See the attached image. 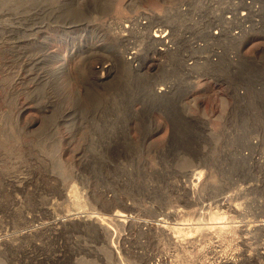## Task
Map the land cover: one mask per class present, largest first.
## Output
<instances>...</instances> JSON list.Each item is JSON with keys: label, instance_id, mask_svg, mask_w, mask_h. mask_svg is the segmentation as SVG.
Segmentation results:
<instances>
[{"label": "rangeland", "instance_id": "1", "mask_svg": "<svg viewBox=\"0 0 264 264\" xmlns=\"http://www.w3.org/2000/svg\"><path fill=\"white\" fill-rule=\"evenodd\" d=\"M49 206L129 216L109 237L43 228ZM210 249L264 263V0H0V264H215Z\"/></svg>", "mask_w": 264, "mask_h": 264}, {"label": "bare ground", "instance_id": "2", "mask_svg": "<svg viewBox=\"0 0 264 264\" xmlns=\"http://www.w3.org/2000/svg\"><path fill=\"white\" fill-rule=\"evenodd\" d=\"M235 13V12H234ZM244 14V13H243ZM246 17V16H245ZM244 17V18H245ZM238 17L236 16V19H237ZM242 18V17H241ZM230 19H231V17H230ZM229 19V20H230ZM233 19V18H232ZM235 19V20H236ZM238 20V19H237ZM228 21V20H227ZM232 21V20H231ZM234 21V20H233ZM229 22V21H228ZM235 22V21H234ZM233 22V24H235ZM239 22H240V19H239ZM147 23V22H146ZM146 23H144V25L146 24ZM236 23H238V22H236ZM241 23V22H240ZM240 23H239V25H240ZM243 23V22H242ZM241 23V24H242ZM231 24V23H230ZM228 27V26H227ZM236 27H238V26H236ZM233 28V27H232ZM239 28V27H238ZM244 28V27H243ZM242 28V29H243ZM242 29H240V30H242ZM158 30V29H157ZM229 31L231 30V29H228ZM227 30V31H228ZM234 30V29H233ZM156 32V31H155ZM217 32V31H216ZM232 32V31H231ZM234 32V31H233ZM232 32V33H233ZM240 32V31H239ZM225 33H228V32H225ZM234 33H236V30H235V32ZM233 33V34H234ZM240 33H243V32H240ZM155 34V33H154ZM237 34H238V32H237ZM244 34V33H243ZM225 35V34H224ZM223 34H222V36H224ZM232 35V34H231ZM230 35V36H231ZM165 35H162V31L160 32V31H158L156 34H155V38H157L156 40H161L163 37H164ZM168 36V35H167ZM244 36V35H243ZM234 37V36H233ZM232 37V38H233ZM217 38V37H216ZM220 38H222L221 37V35H220ZM230 38V37H229ZM236 40H238L237 38H235ZM244 39H246V38H244ZM159 40V41H160ZM232 41H233V39H231ZM240 40V39H239ZM238 40V41H239ZM163 41V40H162ZM237 41V42H238ZM245 41V40H244ZM243 41V42H244ZM161 42V41H160ZM169 43V42H168ZM168 43H166V44H168ZM165 44V45H166ZM164 49H165V47H164ZM135 52V51H134ZM132 53V52H131ZM136 53V52H135ZM134 53V54H135ZM131 55H133V54H131ZM130 57V56H129ZM133 57V56H132ZM135 59V58H134ZM131 60V59H130ZM104 68V67H103ZM97 72V71H96ZM159 92H164V91H166V87H163V86H161L160 88H159V90H158ZM203 171L204 170H198V173L199 174H202L203 173ZM198 173H196V174H198ZM206 173V172H205ZM205 173H203V176H204V174ZM207 175V174H206ZM194 187H195V185H194ZM192 188V187H191ZM193 189V188H192ZM224 201V200H223ZM222 201V202H223ZM193 202V201H192ZM191 202V203H192ZM227 202V201H226ZM219 203V205L220 204H224V205H226V204H228L229 205V207H230V204L229 203ZM218 205V204H217ZM224 205H222V206H224ZM41 206H42V204H41ZM115 207H117L116 205H110V207H105V210H107V211H111V213H112V211L113 210H115ZM41 208H44L43 206L41 207ZM52 207H47V211H49L50 212V218H51V220H49V221H47V222H43V221H40V224L39 225H42V227L43 228H45V227H47V228H53V226L56 228V227H58L59 225H64V224H66V223H73V224H75V223H78L80 226L81 225H87V224H91V225H96V226H98V227H100L101 228V230H103V231H105L107 234H108V236L109 235H112L111 233H110V229H111V226H110V224H112L113 222L115 223V221H118V222H120V220L121 221H123V222H127V219L126 218H123V219H120V217L121 216H123V217H127V216H129V214H127V213H125V212H121V210L119 211V210H116V212L115 213H113V214H110V216H103L101 213H99V214H96V212L95 213H89V212H87V211H81V210H74V211H70V212H68L67 214H66V216L65 217H58V216H56V213H55V211H53V209H51ZM125 208H128L129 209V206L128 205H126V207ZM232 209H234L236 212H239L240 211V209H239V207L238 206H233V208ZM83 212H85V213H83ZM101 214V215H100ZM29 217V220L30 221H32V220H35V221H39L40 219H41V217L40 216H38V215H30V216H28ZM199 222V221H198ZM113 223V224H114ZM181 223V222H180ZM217 223V222H216ZM184 224V223H183ZM114 226V225H113ZM176 226V225H175ZM180 226V225H179ZM206 226H207V224H206ZM162 229H165V231H167V233L168 232H170V231H173V229L175 228V227H173V226H169V225H162ZM187 227V226H186ZM186 227H183V229L184 228H186ZM242 226H240L239 227V229L241 228ZM177 228V227H176ZM181 228V227H180ZM179 228V229H180ZM200 228V227H199ZM198 228V229H199ZM204 228V227H203ZM203 228H202V230H203ZM224 228H225V226H223V225H217V224H214V225H212L211 224V226H207V227H205L204 228V230H205V232H206V234H207V236H209V235H211V236H213V237H210V238H214V235H220L223 231H224ZM113 229V228H112ZM178 229V230H179ZM182 229V228H181ZM239 229H237V230H239ZM253 229V226L252 225H250V226H244V229L242 228V232H243V230L245 231H250V230H252ZM114 230V229H113ZM157 230V229H156ZM203 230V231H204ZM230 230V229H229ZM229 230H228V232H229ZM163 231V230H162ZM198 231V230H197ZM112 232V231H111ZM158 232V231H157ZM157 232L155 231V233L157 234ZM160 232V231H159ZM175 232H177L176 230H175ZM181 232H182V230H181ZM231 232H232V230H231ZM231 232H229V233H231ZM113 233V232H112ZM115 233V232H114ZM153 232H151V234H152ZM162 233V232H161ZM184 233V232H183ZM186 233V232H185ZM198 233V232H197ZM204 233V232H203ZM203 233H202V239H206V238H203ZM224 233H226V231L224 232ZM164 234V233H163ZM169 235H170V233H168ZM175 234H178V233H175ZM153 235V234H152ZM151 235V236H152ZM165 235V234H164ZM179 235V234H178ZM182 235H185V234H182ZM222 235V234H221ZM226 235V234H225ZM231 235V234H230ZM160 236V235H159ZM206 236V237H207ZM109 237H111V236H109ZM116 237V236H115ZM114 237V238H115ZM153 237V236H152ZM166 237V236H165ZM171 237L173 238L174 237V235L173 236H171L170 235V240L172 241V243H175V244H177V243H179L180 242V239H177V240H174V238H173V240L171 239ZM178 236H175V239L177 238ZM179 237H180V235H179ZM185 237H186V235H185ZM185 237H183V238H185ZM195 237V236H194ZM220 237H225L224 236V234H223V236H220ZM154 238V237H153ZM167 238V237H166ZM187 238V237H186ZM191 238V237H190ZM209 238V237H208ZM158 239V238H157ZM194 239V238H193ZM152 240V239H151ZM184 240V239H183ZM186 240H188V239H186ZM199 240V239H198ZM198 240H197V244L198 243H200V241L198 242ZM156 241V240H155ZM158 241V240H157ZM156 241V242H157ZM161 241V240H160ZM159 241V242H160ZM181 241H182V239H181ZM189 241H190V239H189ZM193 241H196V240H193ZM204 241V240H203ZM202 241V242H203ZM153 242V241H152ZM159 242H157V244H159ZM165 242V241H164ZM168 242V241H167ZM166 242V243H167ZM184 242V241H183ZM183 242H182V244H183ZM188 242V241H187ZM201 242V243H202ZM191 242H189V244H190ZM196 243V242H195ZM153 244V243H152ZM160 244H161V242H160ZM171 244V243H170ZM187 244V243H186ZM114 245V244H113ZM154 245H156V244H154ZM154 245H152V246H154ZM167 245V244H166ZM165 245V246H166ZM179 245H181V244H179ZM184 245V244H183ZM183 245H181V246H183ZM194 245V244H193ZM199 245V244H198ZM157 246L158 245H156L155 247L157 248ZM160 246V245H159ZM187 246V245H186ZM162 247V246H161ZM174 247H175V245H174ZM190 247V246H189ZM159 248V247H158ZM163 248H164V245H163ZM187 247H185V249H186ZM117 249V248H116ZM153 249H154V247H153ZM165 249V248H164ZM153 251V250H152ZM162 251V250H161ZM161 251H159V253L161 252ZM158 252V251H157ZM156 252V253H157ZM209 252H210V254H212V256H210V258L212 257V259H214V260H218V262L216 261V263H218V264H225V262L227 261L226 259L224 260V259H221V257H219L218 255H217V252H216V250L215 249H210L209 250ZM153 253H154V251H153ZM245 252H240V255H243ZM155 254V253H154ZM153 255V254H152ZM158 255V254H157ZM160 255V254H159ZM164 255V254H163ZM163 255L160 257V262H158V263H156V262H154L153 260H151V261H153V263L152 262H150V264H170V262L168 261V259H170V258H165L164 257V259H162V257H163ZM119 256H121V255H119ZM118 256V258H120ZM168 257H169V255H167ZM239 256V255H238ZM245 256V255H244ZM241 257V256H240ZM243 257V256H242ZM252 257V256H251ZM264 257V256H263ZM157 258V257H156ZM249 258V257H248ZM247 258V259H248ZM257 258H259V257H257ZM151 259V258H150ZM229 259V258H228ZM237 259V258H236ZM242 259V258H241ZM246 259V260H247ZM255 259V258H254ZM162 260H163V262H162ZM233 260H234V258H233ZM239 260V259H238ZM249 260V259H248ZM247 260V261H248ZM252 260V259H251ZM257 260V259H256ZM229 261V260H228ZM232 261V260H231ZM237 261V260H236ZM253 261V260H252ZM255 261V260H254ZM261 261V260H260ZM260 261H258V262H260ZM230 262V261H229ZM234 262V261H233ZM238 262H240V261H238ZM245 262V261H244ZM249 262V261H248ZM172 263V262H171ZM215 263V264H216ZM247 263V262H246ZM252 263V262H251ZM255 263V262H254ZM253 263V264H254ZM149 264V263H148ZM173 264V263H172ZM241 264V263H240ZM243 264V263H242ZM256 264V263H255ZM262 264V263H261ZM264 264V263H263Z\"/></svg>", "mask_w": 264, "mask_h": 264}, {"label": "built area", "instance_id": "3", "mask_svg": "<svg viewBox=\"0 0 264 264\" xmlns=\"http://www.w3.org/2000/svg\"><path fill=\"white\" fill-rule=\"evenodd\" d=\"M158 31H160V32L162 31V35H165L161 40H163V42H164V40H165V42L168 43L167 38L165 39V37L168 35V33L166 32L167 30L164 31L163 29L160 28V29L156 30L155 34H156ZM155 34H154V35H155Z\"/></svg>", "mask_w": 264, "mask_h": 264}]
</instances>
